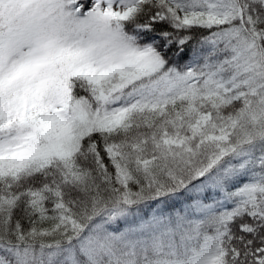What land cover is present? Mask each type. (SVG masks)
<instances>
[{
  "label": "snow or ice",
  "instance_id": "1",
  "mask_svg": "<svg viewBox=\"0 0 264 264\" xmlns=\"http://www.w3.org/2000/svg\"><path fill=\"white\" fill-rule=\"evenodd\" d=\"M0 264H264V0H0Z\"/></svg>",
  "mask_w": 264,
  "mask_h": 264
}]
</instances>
